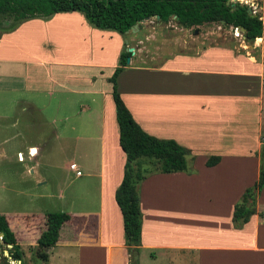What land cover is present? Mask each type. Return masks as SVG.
Returning <instances> with one entry per match:
<instances>
[{
	"label": "crops",
	"instance_id": "crops-1",
	"mask_svg": "<svg viewBox=\"0 0 264 264\" xmlns=\"http://www.w3.org/2000/svg\"><path fill=\"white\" fill-rule=\"evenodd\" d=\"M171 22L148 18L121 35L90 26L76 11L17 22L0 17V102L35 109L47 126L44 134L68 154L52 197L57 211L70 217L43 264H128L113 197L124 154L108 79L127 47L129 61L115 79L121 100L144 132L190 152L187 172L153 173L138 186L137 264H264L256 255L264 249V185L248 220L240 227L231 222L234 204L260 167L264 135L246 153L241 149L248 131L262 126L264 54L240 43H212V35L231 26ZM8 119L0 115L1 123ZM31 146L35 157L39 151ZM212 155L218 161L206 166ZM39 165L34 160L27 171ZM34 180L47 183L43 174ZM44 213L36 226V216L19 215L13 226L5 216L20 249L35 244ZM35 228L36 236L26 237Z\"/></svg>",
	"mask_w": 264,
	"mask_h": 264
},
{
	"label": "trees",
	"instance_id": "trees-1",
	"mask_svg": "<svg viewBox=\"0 0 264 264\" xmlns=\"http://www.w3.org/2000/svg\"><path fill=\"white\" fill-rule=\"evenodd\" d=\"M247 8L244 3H226V0H0V17H11L17 22L31 17H48L57 12L76 11L90 26L114 30L124 35L137 21L158 15L159 21L166 23L173 20L184 28L204 23H220L224 27L243 28L245 41L259 40L257 37L264 39V22L258 14H249ZM128 57L130 52L120 51L117 65L108 78L111 83L110 94L118 133L117 141L124 154L122 177L113 197L121 214L128 264H137L133 256L137 255L140 246L142 219L138 186L153 173L187 172L190 152L173 139L157 138L144 132L132 118L117 92L115 83L116 76L126 65ZM31 110L36 112L33 108ZM218 159V156H209L204 164L212 166ZM263 185L264 146L260 150L257 179L252 186L244 190L239 201L233 206L231 222L234 227H240L254 213L255 197ZM69 217L68 213L62 211L44 213L35 239V245L43 249L40 256L44 261L47 258V250L58 238L61 225ZM0 233V241L11 245L12 260L22 264V252L3 214H0Z\"/></svg>",
	"mask_w": 264,
	"mask_h": 264
},
{
	"label": "rangeland",
	"instance_id": "rangeland-1",
	"mask_svg": "<svg viewBox=\"0 0 264 264\" xmlns=\"http://www.w3.org/2000/svg\"><path fill=\"white\" fill-rule=\"evenodd\" d=\"M237 2L244 3L250 8V4L256 3L255 11L252 12L258 14L260 19L264 18V9L262 8L264 7V0H239ZM258 7L259 9H257ZM149 19L152 22L154 21V17ZM167 28L170 29L171 27L168 26ZM234 36L232 27L225 28L218 36L212 35V43L225 44L230 47L235 45V48L239 47L240 43L244 44L242 49H252V54L253 52L255 54H264L261 51L263 48L262 39L259 41L253 40L252 42L244 41L242 43L237 40L238 38L239 40L241 39L240 36ZM263 104L264 99H262V106ZM31 109L23 104L7 107L5 103L0 102V115L11 116V119L3 121L4 123L0 122V214L7 216L11 225L16 223L17 216L21 215L28 216L27 218L36 216L32 218L34 226H36L37 217L42 216L44 212L57 211L56 201L52 195L55 188L64 180L62 166L68 158L66 157L68 154L60 153L58 145L49 138L48 134H44V129L47 126L40 122L37 113ZM261 117L263 121L260 129H250L246 138L243 136L245 144L241 150H245V153L254 144L253 141H255L254 138L256 136L260 138L264 135V108L262 109ZM32 119H36V121H33L35 125L30 124ZM259 140L262 142L261 139ZM33 144L37 146L34 152H39L37 156L30 157L28 147ZM261 146L263 147L264 143H261ZM34 160L40 165L39 167H33L32 173L27 171V169ZM37 173L45 176L46 184H35L34 179ZM64 175L66 181L73 179V175L69 171L64 173ZM29 232L31 234L28 233L26 237H35L37 228ZM20 250L22 252V264L44 263L40 256L43 249H39L35 244L32 245L26 242V245L24 244ZM11 251L7 244L0 241V264H18L17 261L12 260L10 257ZM145 254L147 253L145 252ZM256 255L258 257L264 256V249L256 251Z\"/></svg>",
	"mask_w": 264,
	"mask_h": 264
},
{
	"label": "water",
	"instance_id": "water-1",
	"mask_svg": "<svg viewBox=\"0 0 264 264\" xmlns=\"http://www.w3.org/2000/svg\"><path fill=\"white\" fill-rule=\"evenodd\" d=\"M230 1H231V2H234V1H237V0H226V3L230 2ZM247 12H248L249 14H251V15L254 14V12H252V10H251L250 7L247 8ZM148 18H149V17H144L143 19L137 21L134 25H132V26H131L128 30H126L125 32L133 31L134 28L136 27V24H137V23H139V22H143V21H145V20H148ZM174 18L176 19V17H174ZM154 19L158 20V19H159L158 15H155V16H154ZM262 21L264 22V18L262 19ZM236 28H238L239 31H240L241 33H243V31H244L243 28L238 27V26H236ZM263 49H264V39H263ZM126 51H128V52L131 53V52H132V48H131V47H127V48H126ZM128 61H129V57L126 59V62H128ZM0 234H1V233H0ZM10 246H11L10 244H7V247H10ZM136 258H137V256L134 255V256H133V260H136ZM17 262L19 263V261H17Z\"/></svg>",
	"mask_w": 264,
	"mask_h": 264
},
{
	"label": "built area",
	"instance_id": "built-area-1",
	"mask_svg": "<svg viewBox=\"0 0 264 264\" xmlns=\"http://www.w3.org/2000/svg\"><path fill=\"white\" fill-rule=\"evenodd\" d=\"M255 4H256V3H252V4H250V5H251V10H252V11H255ZM233 30H234V35H235V36H240V35H241V32L239 31L238 28L233 27ZM262 139L264 140V137H263ZM69 168L74 172V174H75L76 176L80 175V171L76 168V166H75L73 163L69 164ZM262 215H263V217H264V212L262 213Z\"/></svg>",
	"mask_w": 264,
	"mask_h": 264
}]
</instances>
